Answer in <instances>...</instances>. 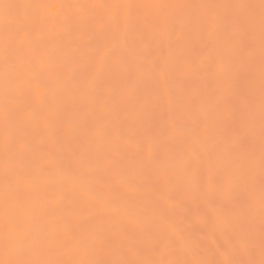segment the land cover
I'll use <instances>...</instances> for the list:
<instances>
[{
  "label": "rangeland",
  "instance_id": "1",
  "mask_svg": "<svg viewBox=\"0 0 264 264\" xmlns=\"http://www.w3.org/2000/svg\"><path fill=\"white\" fill-rule=\"evenodd\" d=\"M0 264H264V0H0Z\"/></svg>",
  "mask_w": 264,
  "mask_h": 264
}]
</instances>
